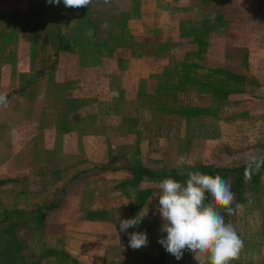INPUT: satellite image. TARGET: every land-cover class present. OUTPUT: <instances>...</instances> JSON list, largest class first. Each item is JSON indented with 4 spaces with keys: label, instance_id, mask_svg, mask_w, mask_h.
Masks as SVG:
<instances>
[{
    "label": "rangeland",
    "instance_id": "374dc122",
    "mask_svg": "<svg viewBox=\"0 0 264 264\" xmlns=\"http://www.w3.org/2000/svg\"><path fill=\"white\" fill-rule=\"evenodd\" d=\"M236 17L248 40L229 54L244 53L235 87L247 92L223 105L213 97H223L230 69L205 55L210 40V51H221L217 40ZM202 70L213 77L203 73L193 96ZM0 94L8 102L0 106V233L22 236L16 257L146 264L167 235L153 196L165 178L137 181L132 169L235 170L264 153V0H92L79 9L0 0ZM229 111L238 114L232 126L223 122ZM225 169L233 184L238 175ZM255 180L242 182L233 215L220 209L244 241L231 264H264V172ZM142 208L139 227L120 232V220ZM132 232L146 233L147 246L132 249ZM170 264L197 261L189 252Z\"/></svg>",
    "mask_w": 264,
    "mask_h": 264
},
{
    "label": "clouds",
    "instance_id": "9594fccd",
    "mask_svg": "<svg viewBox=\"0 0 264 264\" xmlns=\"http://www.w3.org/2000/svg\"><path fill=\"white\" fill-rule=\"evenodd\" d=\"M49 4L59 5L61 0H47ZM66 8L79 9L88 7L92 0H62ZM86 35L90 38L92 31ZM5 94H0V106H7ZM264 167V156L251 155L245 162V182L251 180L254 172ZM183 182L174 178L160 181L156 211L163 223L160 231L166 233L160 243L167 253L176 260L183 257L185 251L191 252L197 264H231L240 258L244 250V241L231 223H226L220 209L233 215L241 206L232 207L235 194L231 184L220 175H209L200 171L187 172ZM148 215V208H142L134 218L119 222V231L127 232L130 227L137 228ZM129 246L139 249L147 246L148 239L144 232H132Z\"/></svg>",
    "mask_w": 264,
    "mask_h": 264
},
{
    "label": "crops",
    "instance_id": "0c3cea01",
    "mask_svg": "<svg viewBox=\"0 0 264 264\" xmlns=\"http://www.w3.org/2000/svg\"><path fill=\"white\" fill-rule=\"evenodd\" d=\"M223 18V17H222ZM225 18H227V17H225L224 16V19ZM229 19V18H228ZM240 17H236V18H234V19H229V20H231V22H233L230 26H232V25H234V24H236V27H233V29L231 30V31H228L227 32V36L226 37H220V39H218L217 40V44L219 45V42H221V45H220V47L219 48H221V51L219 52V51H216V53H212L210 50H211V40H210V44H209V47H208V53L205 55V58L206 59H208L209 61H211V62H214L217 66H219L220 68L219 69H221L222 68V70L223 69H225V67L227 68V69H230L229 70V72H230V74H228L227 76H229L230 78H232L231 80L230 79H224V81H223V83L220 85V87L223 89V93H224V95H223V97H226V95H227V97H229L228 98V100H225L223 97L222 98H218V97H213V100L215 101V102H218L219 100L221 101V104H226V103H231V102H235V96L236 95H238V94H242V93H246L247 91H242L241 89H239L240 87H235L236 86V84H238V83H236V79H242L243 77V73L242 72H244V70L246 69V65L245 66H243V68H245V69H243V68H239L240 66H242V60H243V57H244V53H243V55H239V56H230V52L229 51H232V50H234V49H242V48H240V47H243L244 45H247V44H244L248 39L246 38V36H244L243 34H241L242 32V30L240 31V28H239V26L242 24L241 23V21H240ZM230 22V23H231ZM236 30V31H235ZM221 40V41H220ZM219 50V49H218ZM229 54V55H228ZM230 56V57H229ZM247 55H245V57H246ZM252 58H253V56H252ZM252 58H251V56H249L248 57V59H247V61L248 60H250V62H251V67H252ZM249 63V62H248ZM250 65V64H249ZM249 67V66H248ZM239 68V69H238ZM231 69H234V70H231ZM200 72V75H196V78H199V77H202V75H203V73H208V72H210L211 74H210V76H212L213 77V73L214 72H212V71H208V72H206L205 70H202V71H199ZM215 72H217V71H215ZM234 72H236V73H234ZM207 75V74H206ZM211 78V77H210ZM193 81H194V83H196V85H194V87H195V89L193 90V91H191L193 94H191V95H193V96H195L196 94H200V92H198V91H200L199 89L201 88V86L204 84H202V82H201V78H199V79H193ZM210 82V81H209ZM208 82V83H209ZM207 83V84H208ZM216 84H217V82H216ZM239 85V84H238ZM190 94V93H189ZM241 108L240 109H242L243 108V105L241 106V105H239ZM233 108H236V107H233ZM245 110V113H248L249 112V109L247 108V106L245 107V108H243L241 111H239V113L240 112H243ZM165 111H166V109H165ZM164 111V112H165ZM230 113H227L226 115V117H228V120L229 121H227L226 119H224L223 120V122L224 123H226L227 125H229V123H231V126L232 125H234L236 122H237V113H236V111H229ZM244 113V114H245ZM224 116V115H223ZM136 168H134V169H130L131 170V174L133 175V171L135 170ZM172 169L173 168H170V172H172ZM175 169V168H174ZM155 170V169H154ZM165 170H169V169H165ZM156 171V170H155ZM160 171H162V170H160ZM130 173V171H128V174ZM163 178H167L166 176H163V177H154V178H152V179H163ZM155 217H156V219H157V217H158V215H155ZM153 225H154V222L152 221L151 222V225H150V230L148 229V234H149V236H151V238H152V241H153V244H154V242H155V235H156V232H155V230H154V227H153ZM163 234H165L166 235V233H162V235ZM16 236H17V233H16ZM41 236H43L42 234H41ZM18 237V236H17ZM20 240H21V238H22V236H20V237H18ZM24 240V239H23ZM27 243V242H26ZM28 245V244H27ZM118 245V244H117ZM159 246H156V251H154L153 249H151V248H149V250H150V254H152V255H150V257H153V256H155V257H159V255H160V253L163 251V249H164V247L163 246H161L160 245V247L158 248ZM158 249V250H157ZM150 257H148V259L150 258ZM148 259H147V261H146V264H147V262H148ZM173 259H174V256L172 257V258H170V260H168V262L166 263V264H170L172 261H173Z\"/></svg>",
    "mask_w": 264,
    "mask_h": 264
},
{
    "label": "trees",
    "instance_id": "16d2710c",
    "mask_svg": "<svg viewBox=\"0 0 264 264\" xmlns=\"http://www.w3.org/2000/svg\"><path fill=\"white\" fill-rule=\"evenodd\" d=\"M260 156H264V153ZM245 162L246 160L243 161L242 164L238 165L235 168V170H226L225 168H220L219 166L215 164H201V165L196 166L195 168H186L185 173H182L179 169H176V168L175 169L173 168L172 172L168 170H162L160 172H157L155 170L149 169L148 167H137L133 171V176L137 181H142L145 178L152 179L154 177L159 178L160 176L161 177L166 176L167 178L171 177V178L176 179L177 181L183 182L187 179L186 174L189 171H200L201 173H205V174H209L213 176L215 175L223 176L224 173L222 172L221 169H223V171L225 169V171L236 172L238 176L233 181V184L231 183L232 191L235 194V201H234V204L232 205V207H234L236 206V204H238V202L242 200V192H243L242 182L244 181ZM260 172H264V167H262L259 172L252 173L251 178L253 180L256 179L255 181H257V178ZM221 214L224 215L225 212H222ZM5 236H11V237L7 238ZM21 245H22V241L18 239V237H16V234L13 236L9 231L7 232V230L1 231L0 233V255L2 257H0V264H28L27 263L28 258L26 255H22V257L20 256L16 257V255L14 254V250H13L14 247H17L19 249ZM20 252H22V250H20ZM188 255H189L188 251H185L183 254L184 257ZM15 257L17 258V261L13 263L14 260H12L11 258L14 259ZM172 257L173 255L167 253L164 248L163 251L160 253L159 257H155V256L150 257L148 259L147 264H166L168 260H170V258Z\"/></svg>",
    "mask_w": 264,
    "mask_h": 264
}]
</instances>
